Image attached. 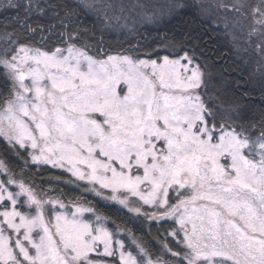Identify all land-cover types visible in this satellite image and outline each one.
<instances>
[{"label":"snow or ice","instance_id":"snow-or-ice-1","mask_svg":"<svg viewBox=\"0 0 264 264\" xmlns=\"http://www.w3.org/2000/svg\"><path fill=\"white\" fill-rule=\"evenodd\" d=\"M0 7L23 11L16 22L26 41L37 31L31 16L52 12L65 45L33 47L15 28L0 26L7 89L0 143L19 161L17 172L0 157V264H109L104 258L116 257L117 245L119 264H264V117L241 120L239 100L224 99V70L214 72L177 44L169 45L174 58L111 55L102 46L90 55L86 43L78 46L87 29L69 31V22L88 8L109 25L110 11L124 12L109 0H7ZM208 7L233 15V27L249 22L244 52L254 45L264 81V0ZM46 166L137 218L174 221L168 236L176 248L165 239L153 258L133 238L136 254L126 252L95 207L77 200L69 213L24 179Z\"/></svg>","mask_w":264,"mask_h":264},{"label":"trees","instance_id":"trees-1","mask_svg":"<svg viewBox=\"0 0 264 264\" xmlns=\"http://www.w3.org/2000/svg\"><path fill=\"white\" fill-rule=\"evenodd\" d=\"M46 2H52V0H41V3ZM55 2L75 4L77 1L55 0ZM164 13H166V17L162 18L158 24L156 22L154 25L139 27L131 34V32L116 33L112 30L109 32L103 27V24L101 25V20L97 18V15L90 12L88 8H78L76 15L69 22V31L75 30L77 27L87 29L86 39H82L78 46L86 43L89 51H98L99 47L102 46L108 54L127 53L136 56V58L139 56L146 59H160L165 55L173 58V49L169 45H180L190 54L194 52L198 62H207L213 65L214 72L224 70L225 101L239 100L242 105L241 120L243 122H259L264 117V81L260 79L257 71L255 53L251 56L249 55L251 52L248 54L239 50L237 44L240 43L235 34L233 41L237 43L232 42L228 37L229 29L223 28V25L220 24L215 25L216 22L213 19L201 17L188 1H185L184 6L178 10L168 8ZM18 15L21 19L25 18L22 10L18 12L16 9L0 7V26L9 25V31L15 28L20 34L22 42H28L33 47L50 50L63 46L60 37V32L63 29L53 17L52 12L31 16L28 22L37 28V31L29 41H26V36L29 34L20 31V26L16 22ZM53 24L56 27L50 30V26ZM231 25L228 27H232ZM239 27V31L241 33L243 31L244 34V31L246 32L245 27ZM2 31L3 29L0 27V32ZM6 95L7 89L4 87L3 77L0 75V101ZM5 155L13 168L18 171L19 168L16 165L19 161L11 153H7L3 143H0V157ZM26 178L31 179V184L34 182L40 187H42L41 182L45 178H49L53 182L52 184L58 183L59 185L65 181H71L65 173L47 167L28 170ZM55 189L66 200L74 198L75 190L79 193L81 191L77 188L66 189L59 186H55ZM85 199V202L95 207L99 214L108 217L107 227L110 231H117L116 226L120 225V231L129 232L130 237L128 239L125 238L124 240V237L120 236L121 240H124L122 244L125 250H129L130 242L135 244L133 238L142 242L149 252L153 253V258L163 252L161 243L165 239L173 248H176L175 241L171 236H168L174 227L171 222L148 221L143 217L133 219L119 208L103 206L98 201L87 197ZM129 251L133 253L134 249ZM114 262L116 261L114 260Z\"/></svg>","mask_w":264,"mask_h":264},{"label":"rangeland","instance_id":"rangeland-1","mask_svg":"<svg viewBox=\"0 0 264 264\" xmlns=\"http://www.w3.org/2000/svg\"><path fill=\"white\" fill-rule=\"evenodd\" d=\"M77 1L76 3L79 2H83V3H94L95 0H75ZM188 1L193 5V9L197 10L200 14L201 17H205V18H209V19H213L215 23V25H223V28L225 27V21L227 20L228 25L232 24L233 22V15L231 14H226L224 12V10L222 8H216V7H208L210 5L214 6V5H219L220 3H232L233 0H109V2L120 5L122 4L124 6V12H120L118 9L110 11L109 12V16L113 17L111 23L109 25H106L104 23V20L102 18H99L101 20V25L103 24V27L105 29H107L109 32H123V33H127V32H131V34H133V32L135 30H137V28L139 27H143L146 25H154L156 22L157 24L160 22V20L164 17H166V12L167 9L169 8L170 10H178L179 8H181L182 6H184V2ZM7 2V0H0V5L5 4ZM140 5H144V8L139 7ZM178 5V6H177ZM201 5H203L204 7L202 8ZM90 12H93L91 9H89ZM95 15H97L95 12H93ZM119 16L120 18L117 20L115 19V17ZM98 18V16H97ZM232 26V25H231ZM241 27H245L246 32L243 31L242 33L239 31V26L237 27H228L227 29L230 30L229 32V38L232 42L233 39L235 40L234 34L237 36V38L239 39V45L237 44V47L239 48V50L244 52V48L247 47L248 45H246L244 43V40L246 39V35L247 32L249 30V22L242 20ZM112 30V31H110ZM244 38V39H243ZM254 40H256V38H254ZM237 43V42H235ZM4 47L2 41H0V49H2ZM61 47H65V45L61 46ZM248 52H251V54H249ZM247 53L249 55H253L255 53L254 50V45L252 50L248 51ZM90 55H96L97 51L93 50V51H89ZM120 54H127V53H120ZM111 55H118V54H111ZM131 55V54H128ZM134 56V55H133ZM136 57V56H135ZM139 59H146V58H141L138 56ZM174 58V57H173ZM256 60V64L259 60V57L255 54V58ZM118 88H123L126 91V86L121 83ZM121 95H123V92L120 93ZM3 100V99H2ZM1 100V101H2ZM98 115V114H97ZM221 162H223V158H221ZM16 163V162H15ZM18 163V162H17ZM47 168L53 169L50 166H46ZM43 168V167H42ZM53 170H57L60 172L65 173L67 176L70 177L71 181H65L63 182L61 185H59L58 183H54L50 181L49 178H45L43 182H41V186L39 184H35L33 182V187L35 188V190L38 193H47L48 196L52 197V198H59L60 200H62L66 205H68V212L71 213L72 211H75V206L73 204L74 201L79 200L80 203L84 204L85 206H88L90 204H87L85 202V197L92 199L94 201H98L100 204H102L103 206H114L116 208H119L122 211H125L126 214L129 215V217H132L133 219H141V217L137 218L136 214L134 213H129L126 209L121 208L120 206L105 201L100 197H97L96 195H94L92 192L90 191H85V187H88L85 182H76L73 183V181H75V178L71 176L70 173L64 171L63 169H53ZM19 172V170L17 171ZM141 175H142V171H141ZM20 178V177H18ZM24 179L30 183L29 178H26V176L24 177ZM59 186L60 188H77L78 190H81L80 193L79 191L75 190L76 193H74V198L72 199H63V196H61V194L55 189V186ZM10 190L13 191H18V189L16 188H12ZM107 191V190H105ZM174 196V194H173ZM76 198V199H75ZM23 199V198H21ZM73 200V201H72ZM172 203H175V199L172 200ZM9 210L11 209V204L9 202L8 204ZM3 209L0 208V211H2ZM63 211V210H61ZM99 214V213H98ZM84 217L85 218H90L93 221L95 220L94 216H91V214L89 213H84ZM144 219V218H143ZM164 221H169L171 222V224L175 227V222L172 220H164ZM108 221L106 223V227H107ZM120 236H122V238L124 237L128 239L130 237L129 232H126L124 230V232L117 230L114 232V240H119L121 243H123L124 240H121ZM130 241V240H129ZM128 242V241H127ZM118 251H117V256L116 257H105L104 259L109 261V264H114L117 263L119 264V246H116ZM133 254H136V247L135 244L133 243H129V250H133ZM125 250V249H124ZM128 250V251H129ZM101 251H102V247H101ZM126 252L127 249L125 250ZM163 251V250H162ZM162 254V253H161ZM168 258V256H165V259ZM114 260L116 262H114Z\"/></svg>","mask_w":264,"mask_h":264}]
</instances>
